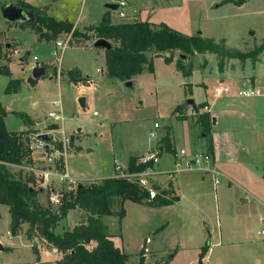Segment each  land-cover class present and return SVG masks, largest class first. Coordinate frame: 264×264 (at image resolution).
Listing matches in <instances>:
<instances>
[{
  "label": "rangeland",
  "instance_id": "rangeland-1",
  "mask_svg": "<svg viewBox=\"0 0 264 264\" xmlns=\"http://www.w3.org/2000/svg\"><path fill=\"white\" fill-rule=\"evenodd\" d=\"M3 1L0 0V4ZM27 1L38 6L35 12L40 11L42 4L46 5L48 14L71 20L76 28L75 31H61L54 38L38 39L37 34L43 37L44 28L39 29L31 22H5L0 12V43H11L7 50L12 54L8 73H0V102L7 110L8 128L16 129L24 124L20 114L26 113L37 118L36 122L48 123L51 129L48 134L56 141L68 138L65 148L62 143L59 146L63 153L57 152L53 166L63 170L67 164L70 176L76 179L69 187V182L58 181L53 174L43 177L40 169L52 163L46 160L42 147L30 148L31 162L8 164L10 172L16 177H32L31 183L42 188L39 196L47 204L51 189L58 190L62 196L64 191L75 189L78 183L110 176L114 171H125L131 154L144 153L143 157L148 158L157 152L156 167L165 175L170 174L171 185L167 178L161 182L151 169L150 175L149 170L143 172L147 174L144 183L155 191L151 179L157 177L162 187L178 189L180 199L157 206L126 199L120 217L116 214L103 216L114 243L129 253L128 261L136 262L142 250L145 260L151 264H197L202 247L208 245L202 264H264V233L261 232L264 230V51L255 66L246 60L245 69L241 66L223 74L225 69L241 64L240 60L228 58L224 69L220 70L215 53H189L188 60L192 63L189 76L183 75L175 64L179 51H168L173 62L156 55L152 59L153 70L143 69L133 74L131 84L127 85L126 80L106 74L105 50L93 44L106 9L104 3L113 0ZM126 1L123 7L126 15L119 16L118 9L112 10V22L145 19L141 10L134 7L140 1L163 7L153 13L152 18L164 20L188 34L200 31L203 36L224 37L228 46L249 50L264 37V0H243L241 4L228 1L218 6L216 0ZM88 22L90 24H85ZM57 40L68 42L62 49L56 45ZM154 53L153 49L147 51L148 56ZM34 54L37 60L33 59ZM36 63L54 64L50 72L54 77L41 75L32 80L31 70ZM76 66L81 78L70 82L67 71ZM252 73L262 80L255 84L262 93L238 95V89L251 85L244 83V75ZM11 78L17 79V83L10 92H5ZM221 83L228 84L233 94L228 96L234 99L233 104L227 107V96L214 97V88ZM81 95L85 98L83 106L78 102ZM190 95L197 104L213 101L211 110L202 106L199 111L214 115L213 112L221 108L228 110L215 125L225 128V132L216 136L218 167L224 174L210 170L209 161L185 164L192 152L208 150V136L211 135L200 140L202 128L191 110L187 117L180 119L177 115L181 108L173 111L177 104L184 105ZM49 111L59 116L52 117ZM51 120L59 122L65 134L56 131L54 125L58 123ZM155 120L159 122L158 127L153 125ZM34 125L31 140L34 132L40 130L36 123ZM167 138L171 148L160 150L159 146L164 148ZM181 147L186 154L180 153ZM235 157H239V164L232 161ZM0 211L3 246L0 264L34 262L35 244L38 249L50 251L45 258H60L64 254L47 241L44 245L36 242V232L29 240L23 236L28 227L26 222L21 226L23 235L8 233V210L0 206ZM81 214L78 208L70 209L59 219L56 229L70 226ZM52 247L55 252L51 251ZM36 264L53 263L40 261Z\"/></svg>",
  "mask_w": 264,
  "mask_h": 264
},
{
  "label": "trees",
  "instance_id": "trees-1",
  "mask_svg": "<svg viewBox=\"0 0 264 264\" xmlns=\"http://www.w3.org/2000/svg\"><path fill=\"white\" fill-rule=\"evenodd\" d=\"M234 2L241 3L243 0H234ZM17 3L23 5L22 2L17 1ZM33 9L35 12V8ZM31 24L39 29L44 28V33L41 35L46 38H54L61 31H75L76 28L72 21L56 19L43 8L35 12V18ZM100 36L107 38L112 44L110 49L105 50L106 74L123 80L129 79L135 73H140L143 69L153 70L152 56L147 55V51L151 49L155 51L153 55L163 56L166 62L173 60V56L166 53L168 51L178 50L186 54L212 52L217 56V65L220 70L224 69L228 58H238L241 66L246 60L254 65L264 51V37L252 49L242 50L228 46L224 37L215 39L212 36H203L200 32L188 34L164 21L155 23L148 19L118 20L109 25L99 24L96 37ZM9 58L10 53L0 43V73H8L5 62ZM175 64L183 75L192 73L191 60L184 63L177 57ZM67 72L70 80L77 81L81 78L77 67ZM16 83L17 79L11 78L5 86V92H10ZM204 105L205 103L201 102L197 104L198 108ZM182 107V104H177L173 111ZM183 111V109L180 111L177 118L185 117ZM6 113V108L0 102V203L6 204L9 208L10 232L17 234L22 224L28 223L25 229L27 238H31L36 232L40 240L44 238L64 251L60 258L55 259V264H151L145 260V253L142 250L139 251L136 262H129V253L114 243L103 216L116 214L120 217L123 214V202L126 199L157 206L173 202L178 198L171 188H164L153 179L151 182L155 192L153 196H150V189L144 183L147 174L143 172L153 169L154 160L151 157L142 158L143 155L132 154L128 158L125 171H115L110 176L89 179L87 183H78L75 189L63 192L59 204L52 206L51 203L44 204L39 196L42 188L35 187L31 183L32 177H16L8 169L10 163H20L24 160L31 162L32 132L31 128L8 129L5 123ZM194 114L202 128V135H210L211 113L196 110ZM20 116L24 123H32L26 113H21ZM50 139L55 145H61L60 141ZM208 142L206 152L211 153L213 149L211 135L208 136ZM169 148H171V142L167 138L163 150ZM60 160L63 161V158L61 157ZM148 174L150 175L151 171ZM115 204L119 207L115 208ZM75 208L82 211L80 219L72 227L58 231L56 226L59 219L63 218L70 209ZM207 247L208 245L202 247L197 264H202V257ZM33 250L36 260H39L36 244L33 245Z\"/></svg>",
  "mask_w": 264,
  "mask_h": 264
},
{
  "label": "crops",
  "instance_id": "crops-1",
  "mask_svg": "<svg viewBox=\"0 0 264 264\" xmlns=\"http://www.w3.org/2000/svg\"><path fill=\"white\" fill-rule=\"evenodd\" d=\"M217 2H216V5L218 6L220 3H223V2H228V1H230V2H234V0H226V1H223L222 2V0H216ZM21 2L23 3V6H25V7H27V8H36V7H38V6H36V5H34V4H32L31 2H28L27 0H21ZM137 3H138V5H137V7L136 6H134L135 7V9H140L141 10V12H142V14H144V18L145 19H148V20H150V21H152V22H160V21H164V20H156V19H154V18H152V15H153V13H155L156 11H158V9L159 8H163V7H160V6H158V4L157 3H154V4H151V3H140V1H137ZM235 3H237L238 4V2H235ZM242 3V2H241ZM240 3V4H241ZM141 4H143V5H141ZM40 6V5H39ZM46 5H43L42 4V8H45L44 10L46 11ZM140 7V8H139ZM35 13V12H34ZM51 15V14H50ZM53 16V15H52ZM54 17V16H53ZM56 18V17H55ZM56 19H65V18H56ZM68 20V19H67ZM71 21V20H70ZM164 22H166V21H164ZM167 23V22H166ZM85 24H90V22H88V23H85ZM168 24V23H167ZM200 32V31H199ZM45 36H43V37H39V35L37 34V38L38 39H41V38H44ZM46 38V37H45ZM56 43V42H55ZM66 46V45H65ZM64 46V47H65ZM4 47L5 48H8V47H6L5 46V43H4ZM63 47V48H64ZM62 48V49H63ZM105 50V49H104ZM11 55L12 54H10V58L5 62L6 63V65H8V62H9V60L11 59ZM154 56H156V55H152V57H151V60L153 59V57ZM161 56V55H160ZM162 58H163V56H161ZM38 59V58H37ZM37 59H35V60H37ZM164 59V58H163ZM20 60H22V58H20ZM153 61V60H152ZM165 61V60H164ZM260 61V57H259V60H257L256 62H255V64L256 63H258ZM171 62H173V60L171 61ZM255 64L254 65H251V66H255ZM35 65H44L43 63H36ZM34 65V66H35ZM50 65V68L48 69V71H47V73L45 74V75H52V77L51 78H53L54 77V75L52 74V73H50L51 72V68L54 66V64H49ZM244 67H241V64H239L238 65V63H237V65L236 66H234V67H232V68H227V69H225L223 72H221L222 74L223 73H225V72H227L228 70H231V69H235V68H237V67H241L242 69H245V67L246 66H248V63H246V61H245V63H244V65H243ZM76 67H78V66H76ZM80 72V71H79ZM192 74V73H191ZM190 74V75H191ZM187 76H189V75H187ZM33 77V76H32ZM33 78H35V77H33ZM36 78H38V77H36ZM131 78V77H130ZM129 78V79H130ZM244 78H245V80H244V83L246 84V82L247 83H250L251 85H255V84H257V83H261V79L257 76V74H255V73H252V74H250V75H244ZM87 81V80H86ZM70 82H71V80H70ZM221 84H223V83H221ZM217 85H219V84H217ZM255 86H257V87H259L258 85H255ZM243 87V86H242ZM260 88V87H259ZM261 89V88H260ZM189 93V92H188ZM261 93H262V90H261ZM192 94H193V89H192ZM231 94L232 93H227V94H221V95H214V97H221L222 95H225V96H231ZM233 95V94H232ZM239 95V94H238ZM190 96H192V95H190ZM240 96H242V95H240ZM193 97V96H192ZM194 98V97H193ZM228 100L226 101V103H225V105H226V107L228 106V104H233V101H234V99H230V97H228L227 98ZM194 101H195V99H194ZM206 101H208V100H206ZM209 102V101H208ZM208 102L207 103H205L206 105H207V108H205V109H209V110H211L212 108H211V104L213 103V101H211V102H209V104H210V108H209V106H208ZM195 103H196V101H195ZM197 104V103H196ZM187 106H189V107H187ZM225 107V106H224ZM184 110L183 112L185 113L184 115H185V117H187V114L190 112V111H188V110H191V112L194 114V112L196 111L195 109H194V107H192L191 105H187V104H184L183 105V107L181 108V110ZM227 108H221V109H219V110H217L216 111V113L215 112H213V114L214 115H212V117L214 116V118H215V120L214 121H212L213 122V128H212V131H211V138H212V143H213V151L210 153V157H211V159H210V161H209V164H211L212 165V167L213 168H215L216 169V171H218L219 173H222V174H224L225 172L224 171H222L221 170V168H219L218 167V155H217V153H216V148H217V146H216V136L218 135V134H222V132H225L224 130H225V128L224 129H221V128H217L215 125H216V122H217V120L221 117V114H224V113H227L228 112V110H226ZM180 110V111H181ZM197 110H199V108L197 109ZM213 111V110H212ZM93 113H95V111H93ZM226 115V114H225ZM59 115H57L56 113H55V115H54V117H58ZM31 117V116H30ZM33 120H32V125H30L29 127L28 126H26V124L24 123V124H22V125H20L18 128H8V126H7V122H6V120H5V123H6V126H7V128L8 129H14V130H22V129H26V128H34V124L36 123L37 124V127L40 129V130H37L36 132H34V134H39V133H41V132H49V131H51V129H49L48 128V123H45L43 120H39L38 122H36V119L37 118H34V117H31ZM35 122V123H34ZM51 122H55V123H58V125H54V129L57 131V130H60V131H62L64 134H65V132H64V129L62 128V126H61V124H59V122H57V121H55V120H51ZM42 123V124H41ZM196 126V125H195ZM49 130V131H48ZM203 137V138H202ZM203 139H204V136L202 135L201 137H200V140H202L203 141ZM181 148H183V147H181ZM163 150V149H162ZM155 153H157V152H155ZM155 153H153V154H155ZM209 153V152H208ZM132 155V154H131ZM138 155H143L144 156V153H141V154H138ZM130 156V155H129ZM145 157V156H144ZM144 157H142V158H144ZM129 158V157H128ZM157 158H158V153H157V156H156V158L155 159H153L154 160V166H153V169H152V171H154V172H156L157 173V175L156 176H158V178L160 179V181L162 182V181H164V179L165 178H167L168 179V184L169 185H171V179L169 178V173L167 174V175H165L164 173H162V172H160L158 169H157V167H156V161H157ZM229 160V159H228ZM127 161H128V159H127ZM232 161H234V162H236V163H240V159H239V157L237 158V157H235L234 158V160H232ZM127 164V163H126ZM126 166V165H125ZM66 169H67V164H66ZM204 170L205 171H207V169L206 168H204ZM209 170V169H208ZM175 172V171H174ZM114 173H115V171H114ZM113 173V174H114ZM112 174V175H113ZM163 176H165V177H163ZM204 177V176H203ZM73 179H76V178H73ZM170 179V180H169ZM154 181H156V182H158L157 181V177L155 178L154 177V179H153ZM215 183H217V181L215 182ZM161 185V184H160ZM162 186V185H161ZM173 188H174V186H173ZM173 188L171 187V190H173ZM175 189V191L173 190V193L175 194V195H177V200H179L180 199V195L178 194V189H176V188H174ZM42 191V190H41ZM248 200V198H246L245 199V201H247ZM0 206H1V209H2V207H5V208H7V210H8V214H9V219H10V213H9V208H8V206L6 205V204H3V203H0ZM1 213H2V211H0V217H1ZM263 218H264V216H262ZM103 220H104V222H105V219L103 218ZM75 223H77V221L76 222H74L73 224H71L70 226H60V229L58 230V231H62L64 228H67V227H72ZM8 224H9V220H8ZM22 230L20 229V231L18 232V233H20V234H24V232L22 231ZM7 232L8 233H10V230H9V227H8V230H7ZM10 234H12V233H10ZM23 236H25L26 238H27V236H26V234H24ZM28 240H29V238H27ZM0 241H1V238H0ZM35 241H36V238H35ZM44 241H46L44 238L42 239V240H40L39 239V241H36V242H41V244H43L44 243ZM44 245V244H43ZM41 246V245H40ZM40 246H39V248H40ZM51 249V248H50ZM51 251L52 252H55V248H53L52 247V249H51ZM125 251V250H124ZM50 251H45V250H41V249H38V254H39V260H35V261H37V262H51V263H53V264H55V259H57L56 257H53V258H45V256L49 253ZM51 252V253H52ZM46 259H49V260H46ZM33 262L34 264H36L37 262Z\"/></svg>",
  "mask_w": 264,
  "mask_h": 264
},
{
  "label": "built area",
  "instance_id": "built-area-1",
  "mask_svg": "<svg viewBox=\"0 0 264 264\" xmlns=\"http://www.w3.org/2000/svg\"><path fill=\"white\" fill-rule=\"evenodd\" d=\"M117 1V8L118 9V15L119 16H125L126 12L123 9V7L127 4L126 0H116ZM68 42V40H67ZM67 42H64L63 40H57L56 41V45L61 46L62 48L67 44ZM33 59H37V56L34 54L33 55ZM231 92V87L228 84H219L216 85L214 88V93L215 95H221V94H227ZM261 93V89L255 85H249V86H245V87H241L240 89L237 90V94L242 95V96H253L256 94H260ZM204 108H207V105L205 104L203 106ZM48 115L54 117L55 112L54 111H49ZM154 127H158L159 126V122L157 120H155L153 122ZM151 135H154V132L151 131L150 132ZM68 138L64 137V139H62V146L63 148L66 147ZM61 146V145H60ZM38 147H42V149L46 152V160L50 161V164L47 168L44 169H40V172L42 174L43 177L47 178L50 174H53L57 177L58 181H66L69 182V187L71 186V183L74 182V179L70 176L69 171L64 168L63 170H59L57 168H55V163H56V156H57V152L62 154V150L59 149V146L55 145L54 142H50V141H45L43 139H41L38 134L34 135V139L32 140L31 144H30V148H38ZM180 153L181 154H186V150L184 148H180ZM153 155V154H152ZM63 157V156H62ZM151 157V156H150ZM211 157H210V153L208 152H192L186 159L185 164L186 165H191V164H195V163H201L204 161H210ZM53 166V167H52ZM31 168L33 170H37V167L35 166H31ZM210 170L214 171L215 173L217 172L215 168L211 167L209 168ZM214 181H218L217 178L214 179ZM153 190H150V196L154 195ZM49 201L52 205H57L60 203L61 201V193L58 190H54L51 189L50 193H49ZM262 233H264V230H261Z\"/></svg>",
  "mask_w": 264,
  "mask_h": 264
},
{
  "label": "water",
  "instance_id": "water-1",
  "mask_svg": "<svg viewBox=\"0 0 264 264\" xmlns=\"http://www.w3.org/2000/svg\"><path fill=\"white\" fill-rule=\"evenodd\" d=\"M104 6L106 7V9L101 16L100 24L101 25H109L112 22L111 11L115 10L117 8V1L116 0L106 1L104 3ZM0 12H1V15H2L5 22L26 23V22L33 21L35 18V13H34L33 8H27L23 5L18 4L14 0H4L3 2H1ZM10 44L11 43L6 42L5 46L9 47ZM93 44H94V46L103 47L105 50L110 49L112 46L111 42L107 38L102 37V36L97 37L94 40ZM178 57L180 59H182L184 63H188V61H189L188 60V54H186V53L179 52ZM49 68H50V65H35L32 67V70H31L32 76L36 78V77H39L41 75H45ZM49 77L51 78L52 75L50 74ZM125 84L130 85L131 80L127 79ZM78 102L80 105H82V106L84 105L85 98L83 95L78 97ZM184 104L191 105L192 107H194L195 110L198 109V106L195 103L194 98L192 96H188L185 99ZM214 120H215V118L213 116L212 121H214ZM38 136L45 141H49L51 138L50 134H48L47 132H41L38 134ZM159 149L162 150L163 146L160 145ZM156 156H157V153L151 155V158L155 159ZM36 241H39V238H36ZM2 247L3 246L0 242V248H2Z\"/></svg>",
  "mask_w": 264,
  "mask_h": 264
}]
</instances>
